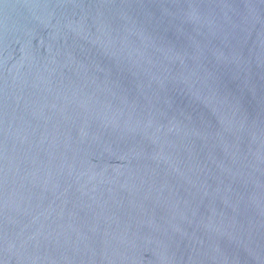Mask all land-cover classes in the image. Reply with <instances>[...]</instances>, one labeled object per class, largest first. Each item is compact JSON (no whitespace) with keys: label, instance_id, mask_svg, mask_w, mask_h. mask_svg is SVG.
Here are the masks:
<instances>
[{"label":"water","instance_id":"water-1","mask_svg":"<svg viewBox=\"0 0 264 264\" xmlns=\"http://www.w3.org/2000/svg\"><path fill=\"white\" fill-rule=\"evenodd\" d=\"M0 264H264V0H0Z\"/></svg>","mask_w":264,"mask_h":264}]
</instances>
